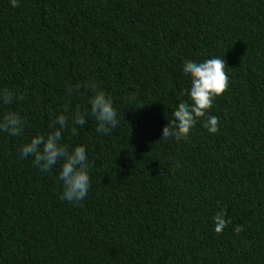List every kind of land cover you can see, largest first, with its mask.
Wrapping results in <instances>:
<instances>
[{
  "label": "trees",
  "instance_id": "16d2710c",
  "mask_svg": "<svg viewBox=\"0 0 264 264\" xmlns=\"http://www.w3.org/2000/svg\"><path fill=\"white\" fill-rule=\"evenodd\" d=\"M211 57L228 87L186 140L162 138L191 103L183 63ZM93 80L119 124L103 136L88 116L62 134L91 163L73 204L59 163L41 173L18 148L64 106L87 107ZM0 88L26 118L0 133V264H264V0H0Z\"/></svg>",
  "mask_w": 264,
  "mask_h": 264
},
{
  "label": "clouds",
  "instance_id": "9594fccd",
  "mask_svg": "<svg viewBox=\"0 0 264 264\" xmlns=\"http://www.w3.org/2000/svg\"><path fill=\"white\" fill-rule=\"evenodd\" d=\"M10 6L15 8L19 0H9ZM225 60L220 57H211L201 62L185 60L182 73L185 79L190 80L187 96L191 103L179 104L172 113L173 120L162 129V138L179 142L187 139L190 130L194 127L197 118L203 117L212 107L215 97L220 96L228 87V76L224 71ZM77 89L80 85H76ZM91 95L83 110L76 106L69 114V108L64 106L57 112L49 124L47 133H37L19 148L20 158H32V164L41 173H48L53 166L59 163L57 179L62 187L60 199L73 204L83 201L90 188L91 163L82 144L70 147L62 142V134L69 129L75 134L78 129L87 125L86 117L91 116L96 121L95 131L103 136H109L119 124L117 109L113 97L96 82L89 81L83 84ZM21 97L13 90L0 88V133L10 137L22 134L26 118L14 110H4ZM218 120L215 115H208L203 127L209 133L218 131ZM226 211L221 208L214 216L213 231L220 233L229 223L225 219ZM238 225L233 231L239 233Z\"/></svg>",
  "mask_w": 264,
  "mask_h": 264
}]
</instances>
